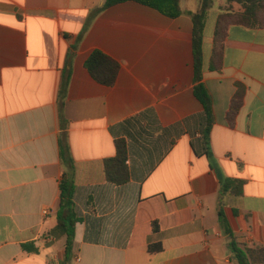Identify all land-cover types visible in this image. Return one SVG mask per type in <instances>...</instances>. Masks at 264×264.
<instances>
[{"label": "crops", "instance_id": "crops-1", "mask_svg": "<svg viewBox=\"0 0 264 264\" xmlns=\"http://www.w3.org/2000/svg\"><path fill=\"white\" fill-rule=\"evenodd\" d=\"M104 2L0 0V264H239L219 204L225 179L243 181L242 196L224 198L225 217L241 248L264 247V29L230 26L223 67L211 70L214 28L228 7L220 2L209 31L213 1L206 138L188 14L200 1L181 0L174 19L134 1L99 12ZM95 50L120 65L111 87L85 66ZM239 85L244 103L231 126ZM117 140L128 151L122 186L104 172ZM66 174L79 218L69 259L58 226ZM157 243L162 250L150 252Z\"/></svg>", "mask_w": 264, "mask_h": 264}, {"label": "trees", "instance_id": "trees-1", "mask_svg": "<svg viewBox=\"0 0 264 264\" xmlns=\"http://www.w3.org/2000/svg\"><path fill=\"white\" fill-rule=\"evenodd\" d=\"M128 1H134L140 5L149 7L158 11L160 14L169 18H178L184 12L181 8V0H105L99 12ZM200 8L197 12H188L193 21V56H194V73L195 86L194 93L205 108L208 127L206 130V138L210 134L213 125V109L212 98L206 86L204 85L203 75L205 70L204 57V38L205 28L212 8V0H199ZM228 7L221 10L218 15L213 34V45L210 57V69L221 70L223 67V58L225 51V42L228 36L229 27L232 25H241L250 29H264V0H227ZM235 4L238 9H235ZM85 66L90 75L99 83L106 86H113L116 82L120 65L117 61L106 55L100 50H95L87 59ZM68 80L64 83L62 95H60V111L63 112L64 97L67 91ZM244 103V89L239 85L237 92L232 98L229 111L227 113V121L233 126ZM65 127V126H64ZM116 156L106 159L104 162V172L106 180L114 185L122 186L130 180V170L128 167V151L124 140H117ZM60 156L63 163L67 162L69 156V147L62 140L60 142ZM222 196L219 204V219L225 233L229 235L231 241L229 247L235 255L239 264H264V247L256 249H243L234 240L230 226L226 220L224 207L226 205L225 197H239L244 192V182L235 179H225L222 182ZM61 201L58 214L59 228L63 230L66 236V257L69 259L75 238V224L79 221L74 205V186L69 175H65L60 183ZM154 232H159L157 223L153 226ZM30 251H34L30 245H24ZM150 252H158L162 250L161 243L150 244L148 246Z\"/></svg>", "mask_w": 264, "mask_h": 264}, {"label": "rangeland", "instance_id": "rangeland-1", "mask_svg": "<svg viewBox=\"0 0 264 264\" xmlns=\"http://www.w3.org/2000/svg\"><path fill=\"white\" fill-rule=\"evenodd\" d=\"M214 1V5H213V12L212 14L210 15L209 17V31L211 30L212 31V25H213V22L215 20V15L216 13L215 12H218L219 11V4L221 1H225V0H213Z\"/></svg>", "mask_w": 264, "mask_h": 264}, {"label": "built area", "instance_id": "built-area-1", "mask_svg": "<svg viewBox=\"0 0 264 264\" xmlns=\"http://www.w3.org/2000/svg\"><path fill=\"white\" fill-rule=\"evenodd\" d=\"M44 213H45V214H47V213H48V211L46 210V211H44Z\"/></svg>", "mask_w": 264, "mask_h": 264}]
</instances>
